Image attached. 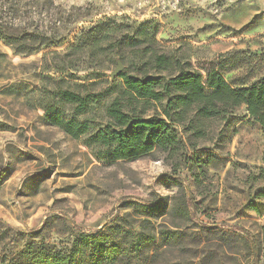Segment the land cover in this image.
I'll list each match as a JSON object with an SVG mask.
<instances>
[{
  "label": "clouds",
  "instance_id": "1",
  "mask_svg": "<svg viewBox=\"0 0 264 264\" xmlns=\"http://www.w3.org/2000/svg\"><path fill=\"white\" fill-rule=\"evenodd\" d=\"M0 264H264V0H0Z\"/></svg>",
  "mask_w": 264,
  "mask_h": 264
},
{
  "label": "rangeland",
  "instance_id": "2",
  "mask_svg": "<svg viewBox=\"0 0 264 264\" xmlns=\"http://www.w3.org/2000/svg\"><path fill=\"white\" fill-rule=\"evenodd\" d=\"M33 183H35V181Z\"/></svg>",
  "mask_w": 264,
  "mask_h": 264
}]
</instances>
